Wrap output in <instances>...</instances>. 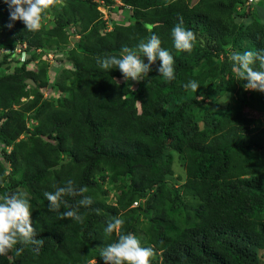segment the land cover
<instances>
[{"label":"trees","instance_id":"1","mask_svg":"<svg viewBox=\"0 0 264 264\" xmlns=\"http://www.w3.org/2000/svg\"><path fill=\"white\" fill-rule=\"evenodd\" d=\"M118 1L103 0L123 16L111 29L97 1L57 0L33 32L10 21L0 0V195L28 193L44 241L38 252L14 246L0 264H104L102 248L118 239L104 228L117 216L120 234L155 250L151 264H264V123L243 113L256 100L264 115V93L245 90L229 60L244 45L264 48V0ZM180 17L197 37L191 52L174 47ZM153 33L174 57L171 82L156 71L159 61L140 81L98 66V57ZM24 42L20 63L15 47ZM56 48L65 65L51 74L41 56ZM190 80L196 92L184 88ZM48 84L57 95L49 100L40 90ZM173 152L185 172L176 183ZM69 179L93 199L82 206V196L64 197L61 212L76 209L82 223L48 211L44 193Z\"/></svg>","mask_w":264,"mask_h":264},{"label":"clouds","instance_id":"2","mask_svg":"<svg viewBox=\"0 0 264 264\" xmlns=\"http://www.w3.org/2000/svg\"><path fill=\"white\" fill-rule=\"evenodd\" d=\"M95 1L99 3L97 8L103 17L104 12L100 8L104 7L108 10V7L104 5L103 0ZM116 1L120 3V1ZM258 1L256 0L253 3H257ZM56 2L57 0H4V3L8 5L10 21L20 20L25 24L28 31L33 32L41 29L45 11ZM253 3L250 5H253ZM126 7L131 8L129 5H126ZM237 10L241 11V6H238ZM179 21L172 28L171 33L174 47L180 51L191 52L197 37L192 30L186 29L183 26L182 17L179 18ZM242 22L248 23L247 21ZM12 26L11 23L7 25L9 28ZM107 29L111 28L107 27ZM78 35L75 32L74 36L76 38H78ZM161 43L160 38L153 33L146 40H140L136 48L123 46L118 56L98 57L97 64L105 70L118 68L125 81H140L148 77L149 73L153 70L152 66L159 61L160 63L156 71L166 81L171 82L175 79L174 57L168 50L161 47ZM60 53L63 54V52ZM42 56L41 59H43ZM145 57L147 58V62H145ZM17 58L20 63L25 61V58L24 60H20L18 54ZM56 58V63L52 64V66L58 67L60 64L62 66L65 65V63L62 64V61H65L64 55L61 59ZM229 60L232 62V70L237 80L247 81L243 85L245 90L264 93V48L258 49L257 51H232L229 54ZM47 64L51 67V63L47 62ZM51 79H54V76H51ZM183 86L185 89L190 88L193 92H196L199 83L196 80H190ZM40 90L42 92V98L49 100L48 95L52 91L49 84L45 88H40ZM227 99L223 102L226 103ZM22 100H26V98H22ZM33 123L34 120H27V126H31ZM87 191L88 189L86 187L77 188L73 180H67L63 186L57 187L54 192L44 193L48 201V211L59 213L61 218H70L82 223L84 216L76 209L68 208L61 212V206L65 204L64 197L77 195L83 197L79 201L80 205L90 206L93 203V199L90 196L84 195ZM136 205L137 202H133L132 206ZM31 216V204L26 191L17 190L0 195V256H6L18 244L23 246L32 245L35 251H39L44 241L36 238V228L33 227ZM124 223L125 221L117 216L109 221L104 228L106 236H111L114 232L118 234V239L105 245L100 252V257L103 259L104 264H151V259L156 255L155 250L151 247L142 246L141 241L131 232L120 234ZM23 251L24 247L15 249L17 256L21 255Z\"/></svg>","mask_w":264,"mask_h":264},{"label":"rangeland","instance_id":"3","mask_svg":"<svg viewBox=\"0 0 264 264\" xmlns=\"http://www.w3.org/2000/svg\"><path fill=\"white\" fill-rule=\"evenodd\" d=\"M100 10L105 13V16L103 13L102 19L107 23V27H109V28L112 27L113 22L120 21V19L123 18V16L121 15L120 12L115 13L116 11H112V9H110L108 11L106 8L101 7ZM59 51L62 52L60 49L56 48V50H50L47 53H45V55L43 56V58H44V60H46V62L51 63V67H49L51 69V71H50L51 74H53L52 71H54V66H52V64L56 63V61H55L57 59L56 57H58V59H61L63 57V54L60 53ZM245 51H247V45H244L243 52H245ZM50 94H51V96H50ZM48 96H49V98H53L57 95L52 90ZM225 99H227V98L223 97L219 100V107L223 108L225 106V104L227 103V102L226 103L223 102ZM243 110H244L243 111L244 115L248 119H250L254 125H256L258 122L264 123V115L262 114V111L260 109V105H259L258 101L252 100L250 105L245 106ZM173 153H174V162H173L174 174H173V177L171 178L170 182L176 183L177 178L184 179L185 172H184V169H183L181 163H179L178 154L176 152H173ZM108 199L109 200L113 199L112 193L109 194ZM259 253H260L261 260L264 261V250H260Z\"/></svg>","mask_w":264,"mask_h":264},{"label":"built area","instance_id":"4","mask_svg":"<svg viewBox=\"0 0 264 264\" xmlns=\"http://www.w3.org/2000/svg\"><path fill=\"white\" fill-rule=\"evenodd\" d=\"M255 1L256 0H245V6L248 7L251 3L255 2ZM25 47H26V44L25 43L22 44V48L15 47V52H16V54L19 55L20 60H24V58H25V50L23 49ZM5 51H6V49H1L0 50V52H5ZM43 56H42V58H43Z\"/></svg>","mask_w":264,"mask_h":264},{"label":"water","instance_id":"5","mask_svg":"<svg viewBox=\"0 0 264 264\" xmlns=\"http://www.w3.org/2000/svg\"><path fill=\"white\" fill-rule=\"evenodd\" d=\"M27 83H29V84L35 86V83H34L33 80H31V79H28V80H27Z\"/></svg>","mask_w":264,"mask_h":264},{"label":"crops","instance_id":"6","mask_svg":"<svg viewBox=\"0 0 264 264\" xmlns=\"http://www.w3.org/2000/svg\"><path fill=\"white\" fill-rule=\"evenodd\" d=\"M197 0H192V4H194ZM245 20V18H243Z\"/></svg>","mask_w":264,"mask_h":264}]
</instances>
